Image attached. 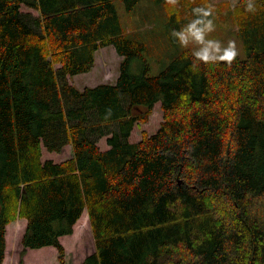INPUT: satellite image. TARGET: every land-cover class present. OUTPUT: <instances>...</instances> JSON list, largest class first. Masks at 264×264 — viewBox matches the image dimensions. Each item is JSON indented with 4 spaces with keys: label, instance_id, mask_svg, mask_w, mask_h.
<instances>
[{
    "label": "trees",
    "instance_id": "16d2710c",
    "mask_svg": "<svg viewBox=\"0 0 264 264\" xmlns=\"http://www.w3.org/2000/svg\"><path fill=\"white\" fill-rule=\"evenodd\" d=\"M117 1L0 0V264L18 219L38 264L49 246L67 264L60 239L78 221L94 239L80 264H264V0L233 10L244 56L181 50L157 74ZM120 1L131 14L141 0ZM153 1L174 42L217 16L209 0ZM110 45L122 58L114 84L69 83ZM156 103L158 130L130 142ZM66 145L69 159L42 160Z\"/></svg>",
    "mask_w": 264,
    "mask_h": 264
},
{
    "label": "rangeland",
    "instance_id": "374dc122",
    "mask_svg": "<svg viewBox=\"0 0 264 264\" xmlns=\"http://www.w3.org/2000/svg\"><path fill=\"white\" fill-rule=\"evenodd\" d=\"M215 7L217 16L214 21L209 22L206 28L193 33H184L179 41L172 39L173 31L167 26L166 11L157 6L153 0H141L134 13L124 11L123 2H116L117 13L120 18L122 29L129 36L144 42L147 50L142 54L148 61L151 74H157L163 70L171 59L181 50H189L193 54L207 53L212 57H219L228 48L229 41H235L237 54L244 56L241 43L237 36V25L234 20L233 10L240 0H209ZM21 12L33 15L36 13L25 7ZM196 33L201 36L196 39ZM121 57L110 45L99 49L95 53L94 68L85 74L75 75L68 79L79 90L85 87H94L98 84H114L119 75V65ZM148 122L145 124H135L129 141L138 142L142 137V132L148 135L154 134L162 122V110L160 104L156 103ZM98 147L103 151L107 149L106 138L97 141ZM72 156V148L66 145L60 153H49L42 148V160L51 159L61 162ZM86 219L88 216L83 214ZM21 225V233L17 235L16 225ZM79 221L74 227L73 234L65 236L60 243L65 250V260L67 264H80L88 255L94 251V239L90 225L88 226L87 238L77 231ZM26 226L24 219H18L8 224L6 227L5 243L6 250L2 264H38V250H25L21 245V238ZM44 255V264H59L57 261V251L54 247L41 248ZM41 254V253H40ZM5 262V263H4Z\"/></svg>",
    "mask_w": 264,
    "mask_h": 264
},
{
    "label": "clouds",
    "instance_id": "9594fccd",
    "mask_svg": "<svg viewBox=\"0 0 264 264\" xmlns=\"http://www.w3.org/2000/svg\"><path fill=\"white\" fill-rule=\"evenodd\" d=\"M248 8L250 10L251 5H248ZM196 39L197 40L201 39V36L199 35V33H196ZM198 56H199V59L204 62H207L210 59L206 52L203 54H198ZM236 56H237V51H236L235 41H229L228 48L225 49L224 54L219 57H214L213 59H218L219 61H227L231 63L235 59Z\"/></svg>",
    "mask_w": 264,
    "mask_h": 264
},
{
    "label": "crops",
    "instance_id": "0c3cea01",
    "mask_svg": "<svg viewBox=\"0 0 264 264\" xmlns=\"http://www.w3.org/2000/svg\"><path fill=\"white\" fill-rule=\"evenodd\" d=\"M121 60H122V58H121ZM120 62H121V61H120ZM116 80H117V79H116ZM115 82H116V81H115ZM106 150H107V149H106ZM103 151H105V150H103ZM45 160H48V159H45ZM50 160H51V159H50ZM54 162H55V161H54ZM56 163H58V162H56ZM83 214H86V215L88 216V214H87L86 211H84ZM62 238H64V237H62ZM62 238H61V239H62ZM61 239H60V241H61Z\"/></svg>",
    "mask_w": 264,
    "mask_h": 264
}]
</instances>
